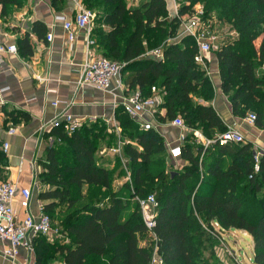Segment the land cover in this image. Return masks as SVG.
<instances>
[{
	"label": "trees",
	"instance_id": "16d2710c",
	"mask_svg": "<svg viewBox=\"0 0 264 264\" xmlns=\"http://www.w3.org/2000/svg\"><path fill=\"white\" fill-rule=\"evenodd\" d=\"M23 2L0 0L2 16ZM83 2L97 11L92 36L99 55L124 64L126 92L139 90L144 97H151L153 87L158 90L155 95L161 99L156 114L160 123L181 116L188 127L212 139L227 130L215 108L202 103L214 98V84L196 61L195 39L185 36L174 40L181 22L178 17L170 18L166 0H143L136 5H129L128 0ZM177 2L180 16L193 15L195 5L202 4L205 18L216 11L218 20L238 33L215 52L221 88L235 116L245 118L257 109L256 124L264 127V78L257 74L258 65L264 64V0ZM46 30L44 23H34L40 37ZM20 45L25 55H33L29 35ZM157 47H163L162 58L147 55L149 49ZM196 94L202 101H194ZM160 107L166 109L165 116H160ZM10 116L13 124L26 117ZM115 120L120 134L101 118L83 123L71 135L63 128L48 133L60 136L61 142L50 145L41 161L39 182L44 189L39 198L62 237L53 241L42 235L35 237V264H47L53 254H60L65 264H150L152 249L140 246L147 231L135 197L151 193L159 202L154 230L164 264H205L201 261L205 241H219L204 227L212 228L213 222L225 230L248 232L254 241L253 261L264 264V155L256 172L252 142H214L197 150L186 142L182 159L187 163L180 171H169L161 133L155 128L145 130L121 105L115 110ZM119 141L123 143L122 158L117 156L116 163L123 174L130 172L131 182L114 190L113 169L101 165L98 153ZM2 145L0 142V166L6 157ZM62 205L66 208L56 222L53 216Z\"/></svg>",
	"mask_w": 264,
	"mask_h": 264
},
{
	"label": "crops",
	"instance_id": "0c3cea01",
	"mask_svg": "<svg viewBox=\"0 0 264 264\" xmlns=\"http://www.w3.org/2000/svg\"><path fill=\"white\" fill-rule=\"evenodd\" d=\"M80 1L83 2V0ZM140 1L143 0H138L135 4L129 1L128 3L136 5ZM167 7L170 18L176 17L174 3L167 1ZM75 13L76 0H57L56 2L54 0H26L24 6L14 8L13 12L6 16H2V5L0 4V42L18 47L17 53L5 55L3 65L0 67V142L1 145L5 141L10 144L8 152H4L6 157L0 166L2 169L0 180H11L20 188L31 189L32 198L29 211L36 217L41 213L43 206L39 193L44 187L39 182V174L43 170L41 161L44 160L46 150L50 146L46 134L54 129L48 126L42 130V126L52 121L64 110L76 115L84 123L100 118L112 121L115 118V110L119 107L115 102L119 103L121 97L128 94L116 88L110 92L78 84L82 65L87 57V37L83 30H78L76 40L70 43L63 23L57 20L58 15L71 19L74 18ZM36 21L46 25L47 30L44 37H40L34 31ZM230 30L233 32L234 37L232 38H237L238 33L232 28ZM48 33L53 34L52 41L47 40ZM26 35H29L33 46L34 52L31 56L25 55L20 45ZM94 49L97 52L96 46ZM207 62L215 95L211 101L202 103L211 104L227 126L233 125L239 128L245 134L246 142H252L254 148L264 147V127L257 124L252 125L244 118L233 114L231 102L221 88L216 55L211 53L207 57ZM55 101L60 102L59 106H54ZM10 114L26 116L18 118L19 121L15 124L18 131L15 135L7 132L14 123ZM159 114L165 116L166 109L160 107ZM158 116V114L154 117L145 115L144 118L151 120L154 128L163 135L166 147L168 143L183 145L189 142L197 150L201 145L196 141L192 128L181 129L171 125L170 121L160 123ZM135 120L140 125L142 124V121ZM167 153L168 160L174 162L175 160L169 156L168 147ZM111 156L116 163L115 158L119 155L109 151L106 146L102 147L99 153L101 165L112 169L114 163ZM176 161L185 162L182 158ZM126 180H129L128 173L124 174V177L116 178L114 190H118L119 185H123ZM14 205L20 218H24L28 209L23 208L18 199L15 200ZM213 224L214 222L212 223L213 228L218 227L216 234L219 236L215 237L219 241H223L225 232L235 233L237 231L248 236L250 238L248 243L254 256V241L248 232L237 229L225 230L220 225ZM4 246L5 244L0 241V264L36 263L35 252L24 249L15 261L6 258L3 254ZM140 246L147 247V244L141 241ZM56 259L58 260L54 264H65L60 254H57Z\"/></svg>",
	"mask_w": 264,
	"mask_h": 264
},
{
	"label": "built area",
	"instance_id": "2783aa9c",
	"mask_svg": "<svg viewBox=\"0 0 264 264\" xmlns=\"http://www.w3.org/2000/svg\"><path fill=\"white\" fill-rule=\"evenodd\" d=\"M130 3L135 4L138 0H128ZM174 3L176 7V17L179 18L181 24L178 35L174 40H181L185 36H191L195 39L198 46V54L196 61L208 71L207 57L213 50H217L223 42L222 36L213 28V21L211 18L204 17V6L197 4L194 7L193 15H179V5L176 0H166ZM96 13L90 10L80 0H76V13L74 18L68 19L63 15H58L57 20L63 23V28L67 33V38L70 43H73L78 34V30H83L87 37V57L82 65L81 75L78 81L80 86H91L102 91H126V84L122 76V69L124 64L111 60L107 57L97 54L94 49L95 40L92 37V29ZM53 34L48 33L47 40H53ZM18 47L16 45H8L0 42V67L3 65L5 55L8 53H17ZM147 55L156 58L163 57V47H157L147 52ZM154 95L151 97H144L142 93L137 90L121 97V101L116 106L121 105L125 112L132 118L142 121L141 125L145 130L154 128L151 120H146L145 115L154 117L158 111L160 103V96L155 95L158 90L153 87ZM54 106H59L60 102L55 101ZM250 124H256L257 115L249 113L244 118ZM94 121L97 119H93ZM107 121V120H106ZM111 127L120 134V128L115 118L112 121H107ZM84 121L76 115L62 111L52 121L42 126L45 130L48 126L53 128H63L66 134H73L78 130ZM170 124L181 129L189 128L184 119L179 116L170 121ZM111 130V129H110ZM18 127L12 124L7 130L8 134L15 135ZM195 139L201 143L204 148H208L212 143L219 142L221 145H228L233 143H246L245 134L237 127L230 125L227 130L217 136L216 139L208 138L203 135L201 130L192 129ZM50 145L56 142H61V137L53 134L46 136ZM122 142L110 148L109 151L121 156L122 158ZM10 147L9 142L5 141L2 149L5 153L8 152ZM169 156L172 160L182 158V144L168 143ZM264 155V147L255 148V171L260 170V159ZM123 164L125 166V159ZM128 179H131L130 172L128 171ZM20 195V197H19ZM32 198V191L29 188H20L18 185L11 181H0V241L5 244L3 254L6 258L15 261L21 251L27 250L34 252L33 239L39 235L46 236L48 239L55 240L62 237L60 228L54 225L52 218L49 214L44 213L43 208L41 213L36 217L29 211V205ZM19 200L20 205L28 209V213L24 218H20L18 211L15 208V200ZM135 200L139 203L142 220L149 233L155 239V247L152 249V256L150 264H164L163 258L159 253L158 235L154 230L156 226V218L158 214L159 202L156 194L151 193L146 197L136 196ZM215 226H219L218 222H214ZM206 229L209 227H206ZM214 226H212L213 228ZM210 228V229H212ZM214 235L218 232V227L213 228Z\"/></svg>",
	"mask_w": 264,
	"mask_h": 264
},
{
	"label": "rangeland",
	"instance_id": "374dc122",
	"mask_svg": "<svg viewBox=\"0 0 264 264\" xmlns=\"http://www.w3.org/2000/svg\"><path fill=\"white\" fill-rule=\"evenodd\" d=\"M25 1L26 0H24L22 6L25 5ZM95 12H97V11H95ZM210 15H211V18L213 21V28L218 33L221 34L223 40L231 39L232 37H234L232 35L233 34L232 30H230L231 26L227 22H223V21L220 22L217 18L218 13L216 11H214V12L211 11ZM94 27H95V19H94L93 29H94ZM149 50H151V49H149ZM216 51L217 50H213L211 53L215 54ZM98 53L101 54L100 52H98ZM257 74L261 78H264V64L258 65ZM200 97L201 96L196 94L194 96V101L195 102L202 101ZM249 112L250 113H257V109L256 110H250ZM112 158L113 157L111 156V159ZM115 161H116V158H115ZM112 162L114 163V159H112ZM166 162H167V169L169 171L170 170L180 171L183 169V167L186 163V162H182V161H179V162L174 161L173 162V161L168 160V158L166 159ZM112 169L114 172V178L115 179L124 177V174L121 171V168L117 163H114V166L112 167ZM127 173L128 172H125V175H127ZM121 180H123V178ZM126 181H130V180H126ZM115 182L116 181H114V184H115ZM119 187L121 188L122 185H119ZM115 188L116 187H114V189ZM96 202L100 203L101 200H96ZM130 202L134 203V200L132 199V200H130ZM65 208L66 207L64 205L57 208V210L53 216L54 221L59 222L58 221L59 218L57 219V216H58L59 212L61 210H65ZM206 230H208V235H211V236L214 235L213 229L208 228ZM222 239H223V241H218V243H214V244L212 242H210L209 240H207V242L205 241V247L203 249V253L201 256V261L203 263H205V264H255L253 261V251H252V248L249 246V243H248L250 241V238L248 236H245V234H243L241 232H237V231H235V233H230V232L226 233L225 232ZM141 241L142 242L145 241V243L147 244V247H150L151 249H153L155 247V239L149 233H145V235H142L140 238V242ZM236 241H238V242H236ZM56 258H57V255L53 254V258L51 260H49L47 264H54L58 260Z\"/></svg>",
	"mask_w": 264,
	"mask_h": 264
}]
</instances>
